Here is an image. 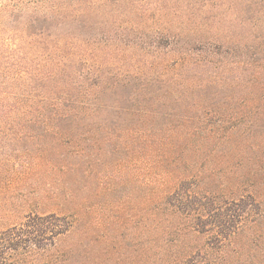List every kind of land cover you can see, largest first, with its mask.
<instances>
[{
	"label": "rangeland",
	"instance_id": "374dc122",
	"mask_svg": "<svg viewBox=\"0 0 264 264\" xmlns=\"http://www.w3.org/2000/svg\"><path fill=\"white\" fill-rule=\"evenodd\" d=\"M108 1L74 31L121 110L0 130V230L70 217L39 264H264V0ZM184 183L256 208L219 243Z\"/></svg>",
	"mask_w": 264,
	"mask_h": 264
},
{
	"label": "trees",
	"instance_id": "16d2710c",
	"mask_svg": "<svg viewBox=\"0 0 264 264\" xmlns=\"http://www.w3.org/2000/svg\"><path fill=\"white\" fill-rule=\"evenodd\" d=\"M108 3L0 0V50L6 52L4 60L0 51V130L23 128L32 121H56V130L63 133L67 122L121 110L116 99L111 105L106 103V91L113 89L103 85L100 64L88 62L84 43L74 31L83 30L88 14ZM5 34L8 38L3 39ZM108 39L104 34L100 38L104 43ZM55 128L50 125L44 130L55 132ZM165 200L194 216L195 230L214 233L219 243L236 233L248 204L256 208L254 200L209 196L187 183L172 187ZM73 224L67 216L29 214L23 223L0 230V264H39Z\"/></svg>",
	"mask_w": 264,
	"mask_h": 264
}]
</instances>
